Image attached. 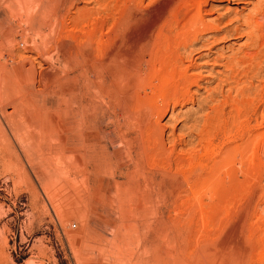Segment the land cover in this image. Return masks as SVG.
Wrapping results in <instances>:
<instances>
[{"label": "rangeland", "instance_id": "374dc122", "mask_svg": "<svg viewBox=\"0 0 264 264\" xmlns=\"http://www.w3.org/2000/svg\"><path fill=\"white\" fill-rule=\"evenodd\" d=\"M68 1L60 23L79 33L64 43L103 60L100 37L128 3ZM203 1L206 22L240 34L194 44L179 62L145 54L135 74L104 75V92L84 74L88 161L74 181L63 112L75 56L31 35L17 0H0V264H264V74L237 21L258 2ZM24 19L37 30L38 13Z\"/></svg>", "mask_w": 264, "mask_h": 264}, {"label": "bare ground", "instance_id": "6f19581e", "mask_svg": "<svg viewBox=\"0 0 264 264\" xmlns=\"http://www.w3.org/2000/svg\"><path fill=\"white\" fill-rule=\"evenodd\" d=\"M141 1L144 0H125V2H127L128 4L124 6L118 18L113 23L112 32L106 35V37H100L103 38L100 39L99 47V51L102 54L103 60L100 59L99 61L98 58L95 59V56L88 57L86 53L87 49L81 48L80 45H77L76 49H73V47L68 46L66 45V43H64L63 40L65 38H76V34L79 33L77 32L75 27L71 29V31L65 32L63 26L60 23V20L64 17L62 12L68 5V0H17V5L19 6L21 11V21L22 24L26 23V30L31 35L33 34L37 38H42L43 41H51L52 39H57L60 44H56L54 46V50L64 55L68 59L72 58V56H75L76 59V65L74 64L73 66H71V63H66L68 64L67 66L72 67L70 71H75L77 75L72 74L73 77L68 76V80L71 83L68 89L71 94L70 109H67V111L63 112L66 118L64 129L67 133V137L65 136L66 138L64 141V145L66 148L65 152L68 155V163L70 164L68 166L69 170L67 169L66 173L68 172L69 177L74 181L77 177H81L86 173V166L88 161L86 147L88 146V129L90 127L86 122L87 105H85L86 102H84L83 99L85 96L83 95L84 93H82L83 91L81 92V83L84 80V74L86 72H89V74L92 76V82L93 84H95L94 88L97 89L98 92H104L109 87L106 84V80H104V75L108 74V76H113V83L117 78L119 69H123L125 72L130 73L129 76L135 74L136 70H132V65L135 64V60L137 58L145 54H147L148 56L155 55L157 56V58L158 56L162 57L166 61H169V63L172 62L171 59L173 60V62H179L182 57L180 55L181 50L186 51L189 48H195L196 46H194V44L197 43H202L204 45L209 44L210 40H214L215 42V39L217 38L216 36L219 35H223L222 37H229L241 32V30H239V28L237 27L238 25L235 27V29L223 31L220 27V29H218V27H215L213 23L206 22L202 17V11L206 6L203 0H153L154 7L151 11H143L141 8ZM257 2L258 6L253 14L247 16L244 19L238 18L237 21L238 23L241 22L242 26H245L246 29L249 30V32L247 33V37H249V41H252L253 48H255L256 50L259 49L260 53L257 52L258 50L255 51L260 57V59L257 58L259 59L258 69H260V73L264 74V0H257ZM37 13L39 27L37 28V30H32V23H27L24 17L26 15L32 17ZM227 18H223L220 21L222 23H231L232 20ZM78 22V20H74L73 26H76ZM211 32H214V35H209L210 37L208 38V40H205V37L203 36ZM202 48H200L199 51L202 50ZM210 49L211 47L209 48V51ZM254 54L250 59L249 57L247 58L248 54L246 56V58L249 59L250 63ZM243 58L238 59L237 57L236 59L234 57L235 62H233L236 63V65L242 66L244 65V61H246ZM249 62H246L247 65ZM233 71L236 72L235 69ZM185 78L187 79L188 77ZM186 82L195 83L196 80L193 81V79L189 78ZM223 83L226 82L224 81ZM229 83L231 82L229 81ZM261 93L263 98L260 107L262 110H264V75L261 81ZM75 96L77 97V100ZM73 103L76 104L75 107H73ZM261 119L264 125L263 112L261 115ZM40 130H42L41 135L44 137H48L50 132V134H53L57 133L58 131H54V129L51 130L50 126L49 129L46 126H42V129ZM94 135L96 136L94 140H96L98 138V132H94ZM75 146H80L82 149H76ZM262 149L263 147L261 148V151ZM219 165H221V161H217L215 163L216 168Z\"/></svg>", "mask_w": 264, "mask_h": 264}]
</instances>
